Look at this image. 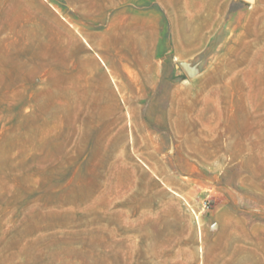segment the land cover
Here are the masks:
<instances>
[{
    "label": "rangeland",
    "instance_id": "rangeland-1",
    "mask_svg": "<svg viewBox=\"0 0 264 264\" xmlns=\"http://www.w3.org/2000/svg\"><path fill=\"white\" fill-rule=\"evenodd\" d=\"M202 263L264 264V0H0V264Z\"/></svg>",
    "mask_w": 264,
    "mask_h": 264
},
{
    "label": "bare ground",
    "instance_id": "bare-ground-1",
    "mask_svg": "<svg viewBox=\"0 0 264 264\" xmlns=\"http://www.w3.org/2000/svg\"><path fill=\"white\" fill-rule=\"evenodd\" d=\"M172 191V190H171ZM172 193H173V195H175V196H177V197H180L183 201H184V203L187 205V207L190 209V211L192 212V213H194V215H195V217L197 218V220H198V224H199V226H200V221H199V214L197 213V212H195V210L193 209V207H192V205L181 195V194H179L178 192H175V191H172ZM197 237L199 238V240H200V235H199V233H197ZM203 251H204V249H203V246H202V244H199L198 246H197V252H198V254H199V256H201L202 254H203ZM204 263V262H203ZM202 263V264H203Z\"/></svg>",
    "mask_w": 264,
    "mask_h": 264
}]
</instances>
